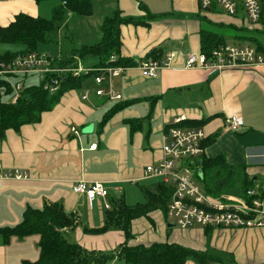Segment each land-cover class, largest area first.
Masks as SVG:
<instances>
[{"label":"crops","instance_id":"crops-1","mask_svg":"<svg viewBox=\"0 0 264 264\" xmlns=\"http://www.w3.org/2000/svg\"><path fill=\"white\" fill-rule=\"evenodd\" d=\"M46 1L0 0V26H8L19 13L51 18L54 6L60 1L56 0L50 9L44 4ZM102 2L105 13L111 14L119 8L125 15L144 17L149 22V25L122 26L123 56L140 62L156 50L160 52L159 59L175 52L172 65L160 69L157 77L144 76L139 66L128 67L116 78L115 89L123 98L110 105L96 96L83 100L72 90L64 94L53 110L42 115L41 122L23 125L18 131L7 130L0 138V163L7 169L27 170L29 177L0 178V227L18 224L28 206L42 208L61 203L79 222L73 228H64L63 234L89 250L110 252L125 242L123 230L112 228L93 233L85 228H101L105 224L106 205L111 200L124 197L131 205L146 201L143 187L155 190L161 180L148 176L146 166L162 158L164 133L176 119L211 117L203 128L207 136L217 134V138L204 154L209 157L222 154L235 166L245 163L257 184H264V64L224 70L188 67V55L201 51L203 24L199 14L206 12L201 10L199 0ZM142 4L148 9L142 8ZM78 16L82 15L70 13L58 30L63 32ZM206 16L216 23L249 27L239 17L220 10ZM260 28L264 30V25ZM237 34L234 43L247 42L236 37ZM5 45L0 44V52L17 51ZM97 62L98 59L91 60L87 65ZM117 101L124 102V108L102 126L101 116ZM95 115L99 116L96 120ZM233 115L244 118V126L237 131L226 123ZM74 122L82 128L94 122V131L75 134L71 130ZM94 144L96 148L92 147ZM81 179L104 182L109 195L90 203L85 194L73 190V184ZM152 214L151 218L133 221L132 243L151 244L135 234L141 230L139 225L146 223L145 219L153 220ZM246 233L255 239L263 238L264 227H250ZM39 242V234L14 236L8 242L0 235V264L37 260ZM262 256L254 264L264 261V248Z\"/></svg>","mask_w":264,"mask_h":264},{"label":"trees","instance_id":"trees-1","mask_svg":"<svg viewBox=\"0 0 264 264\" xmlns=\"http://www.w3.org/2000/svg\"><path fill=\"white\" fill-rule=\"evenodd\" d=\"M35 1L41 3L46 0ZM59 1V4L53 8L51 18L34 17L26 13H19L8 26H0V44L22 45V48L17 51L0 52V64L10 61L18 55L42 52L40 45L56 40L55 31L61 27L70 13L82 16H92L95 13L92 0ZM141 7L148 9L144 4ZM204 12H219V9L214 7ZM206 13L200 12L199 14L203 24L200 31L201 53L209 55L216 46L227 43L226 35L206 27V23L217 27H231L238 31L239 34L236 37L255 44L259 50L264 52V42L262 41L264 30L260 28V25H264V13L253 30H249L248 27L243 25L216 23L210 20ZM240 21L243 24L245 18H240ZM128 24L149 25V22L144 17L125 15L121 9L117 8L103 19L100 27L101 37L98 42L85 44L74 49L69 55L65 56L70 57V59L62 60L59 64L77 63L76 57L83 59L91 55L98 59L97 63L90 65L92 67L104 65L137 66L138 61L122 55L121 30L123 25ZM113 55L117 56V60L114 62L110 61ZM159 58L160 52L158 50L146 56V59ZM50 76H60V86L55 93L45 88V83L50 80L48 79ZM26 78L27 76L22 78L16 76L14 78L16 83L23 82L18 99L16 101H4L2 99L4 95H14V81L0 76V138H3L9 129L18 131L23 125L41 122L42 115L53 110L65 93L83 89L89 77L88 75L73 76L70 74L63 77L60 73H53L47 75L45 80L41 79L40 84L36 85H27ZM101 100L107 102L105 99ZM124 106V102L117 101L104 113L100 124L102 126L106 125ZM210 119L211 117L183 120L182 124L203 127ZM216 138L217 134L207 136L203 143L204 148L206 149L214 143ZM200 169L202 183L208 194L221 196L229 193L228 191L231 188L237 186L236 178L240 175V194H245L248 189L259 186L264 197V184H257L254 176L248 173L245 163L235 166L228 163L226 157L222 154L215 157L204 154ZM173 191L174 187L172 185L160 180L155 190L143 187L146 196L145 202L131 205L127 203L124 197L111 200V207L106 209L105 224L101 228H85L86 231L93 233H102L112 228L123 230L126 236L125 242L110 252L89 250L79 243L70 241L62 230L73 228L79 222L74 214L66 212L61 203H54L42 208L28 206L18 224L0 227V235L6 242L14 236L23 238L31 234L40 235V257L37 260H24L22 264H108L115 260H123V264H186L188 257H194L203 264H209L213 261L224 262L219 256L211 255L206 250L188 247L178 242L157 241L149 245L131 242L134 237L132 230L134 220L143 217L151 218V214L156 210H161L165 218L169 220L168 204ZM203 228L206 235H208L217 228L226 227L207 226Z\"/></svg>","mask_w":264,"mask_h":264},{"label":"built area","instance_id":"built-area-1","mask_svg":"<svg viewBox=\"0 0 264 264\" xmlns=\"http://www.w3.org/2000/svg\"><path fill=\"white\" fill-rule=\"evenodd\" d=\"M202 10L209 11L217 7L225 14L245 18L249 26L259 23L264 13V0H199ZM175 52H169L164 59H145L138 62L144 76L157 77L159 70L170 67ZM70 57L52 55L49 52H32L27 55H18L14 59L0 64V76L14 81L13 101L19 97L23 82H15L29 74H38L42 80L47 75L60 73L61 76L88 75L92 77L95 87L87 85L82 89V99L90 100L93 96L108 101L120 100L122 94L115 89L114 80L121 76L127 66L104 65L92 67L82 65L80 58L77 63L60 65L59 62ZM117 60L113 55L110 61ZM264 64V52L255 44L230 43L216 46L211 54L191 53L187 57L188 67H199L211 70L255 68ZM45 88L55 93L60 86V76H50ZM182 119H176L166 128L163 136L160 160L146 166L148 176L159 177L162 181L174 187L173 195L168 204V219L182 229L194 227H264V197L259 186L250 188L245 194L225 193L221 196L208 194L199 175L200 164L205 153L204 141L207 133L203 127H192L182 124ZM227 126L234 131L244 126V118L239 115L230 116ZM72 132L80 134L77 127H71ZM96 148L97 145H92ZM29 172L24 169H7L0 163V178L24 179ZM76 193L85 194L90 203L99 197L109 195V190L102 181L78 180L73 184ZM107 204L106 208H110ZM209 264H226L213 261Z\"/></svg>","mask_w":264,"mask_h":264},{"label":"rangeland","instance_id":"rangeland-1","mask_svg":"<svg viewBox=\"0 0 264 264\" xmlns=\"http://www.w3.org/2000/svg\"><path fill=\"white\" fill-rule=\"evenodd\" d=\"M56 0H48L44 4H48V8L54 4ZM95 4V13L92 16H78L75 21L72 22L68 28H65L63 32L56 30L55 37L56 40L53 42L42 43L40 49L51 53L52 55H68L74 49L80 48L85 44L95 43L99 36L101 35L100 24L105 15L110 14V12L105 13V7L101 4L103 0H92ZM50 13H48V17ZM206 27H210L213 30L223 33L226 35L227 40L230 43H234V35L238 32L235 29L227 26L217 27L210 24H205ZM98 27V34L96 28ZM249 30H253V27H248ZM62 30V29H61ZM61 32V33H60ZM61 38V39H59ZM246 41V40H243ZM264 42V37H262ZM11 50H19L22 48L20 44H6ZM5 45V46H6ZM5 48V47H4ZM7 49V48H6ZM96 61L94 56H86L80 59L82 65H87L90 61ZM117 81L115 79V88L117 87ZM41 76L38 74H29L26 78L27 85L40 84ZM94 86V81L92 77H89L84 86ZM82 89L76 90L75 94L81 97ZM14 96V95H13ZM13 96L11 94L4 95V101H13ZM107 105L113 103L112 101H107ZM103 112H101L102 114ZM98 115L94 116V120L98 119ZM103 115L101 116L102 119ZM94 123V122H90ZM89 123V124H90ZM75 127L82 133V127L77 126L74 122ZM237 186L231 188L228 192L236 194L240 192L239 184L241 182V176L238 175ZM140 190V189H139ZM141 192V191H140ZM144 194V193H143ZM145 196V194H144ZM145 198V197H144ZM153 220L145 219L146 223L139 225L136 231L137 237H143L147 242L152 243L153 241H169V242H179L185 246L193 247L196 249L206 250L211 255L219 256L226 264H254L257 259L262 256V248H264V235L255 239L254 236H249L246 231L250 228L239 227V228H217L212 233L206 235L204 233L203 227H194L190 229H182L173 224L171 221H166L160 210H156L153 214ZM146 225V226H145ZM246 230V231H245ZM245 260V263L242 262ZM252 262V263H251ZM123 260H115L108 264H123ZM186 264H203L199 262L194 257H188ZM264 264V261L262 262Z\"/></svg>","mask_w":264,"mask_h":264},{"label":"water","instance_id":"water-1","mask_svg":"<svg viewBox=\"0 0 264 264\" xmlns=\"http://www.w3.org/2000/svg\"><path fill=\"white\" fill-rule=\"evenodd\" d=\"M94 127H95V124L94 123H90L88 125H86L85 127H83L82 129V132L84 134H90L94 131ZM202 160H198V163L200 164ZM199 175L202 176V172L200 171L199 172ZM169 225H173V224H169Z\"/></svg>","mask_w":264,"mask_h":264}]
</instances>
